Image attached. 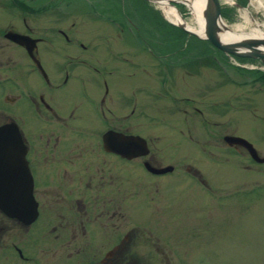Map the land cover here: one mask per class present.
Returning <instances> with one entry per match:
<instances>
[{"label": "flooded vegetation", "instance_id": "af4514ba", "mask_svg": "<svg viewBox=\"0 0 264 264\" xmlns=\"http://www.w3.org/2000/svg\"><path fill=\"white\" fill-rule=\"evenodd\" d=\"M101 1L0 0V126L13 125L20 137L35 204L26 220L0 209V264H151L148 255L163 252L161 229L171 225L179 232L178 198L170 201L164 191L171 188L177 197L180 175L211 190L193 165L198 142L193 126L208 122L209 107L225 110L226 100L191 95L195 74L188 80L174 74H101L100 57L128 59L130 33L141 14L134 11V21L116 8L106 10L119 0ZM86 22L101 25L92 33ZM15 35L29 37L28 45ZM240 75L249 79L239 84L264 91V74ZM211 78L219 86L204 84V90L219 88L225 95L228 75ZM149 93L177 106L166 125L163 119L149 122ZM252 98L251 119L264 122V98ZM164 129L171 141L162 145ZM226 135L244 138L263 160L252 158L241 143L227 144ZM216 139L218 154L201 149L199 158L226 163L233 152L247 173L264 164V144L233 130ZM169 178L175 182L169 185ZM257 192L253 183L236 193L254 198ZM192 211L188 205L186 212Z\"/></svg>", "mask_w": 264, "mask_h": 264}, {"label": "rangeland", "instance_id": "374dc122", "mask_svg": "<svg viewBox=\"0 0 264 264\" xmlns=\"http://www.w3.org/2000/svg\"><path fill=\"white\" fill-rule=\"evenodd\" d=\"M119 1L117 6L110 5L106 10L113 12V8H116L114 12L128 13L134 21L136 17L133 12H141L136 21L138 29L133 28L130 33L128 59L99 58L101 74H174L175 77L184 76V80H188V74H195L196 86L191 95L199 100L217 102L223 98L227 103L222 112L220 108L209 107L208 122L199 123L197 120L193 126L198 141L194 148L196 159L193 165L204 174L211 184V190L198 182L193 184L180 175L177 197L171 196V188L164 191L170 201L178 198L179 232L173 230L171 225L168 229L159 227L163 233L160 238L163 252L148 255L153 256L151 264H264V164L254 166V172L247 170L251 176L244 179L248 173L242 168L241 159L233 152L228 153L226 163L213 157L201 159L204 158L201 149H204L203 153L212 151L218 154L216 145L219 142L215 141L224 131L233 130L236 135L258 146L264 144V122L251 119L247 110V106L253 102L252 96L264 98V91L254 93L252 84H239L249 79L240 74H264V64L259 59L231 56L216 49L198 34L184 31L179 24L169 21L163 9L154 2ZM99 2L102 4L103 1ZM219 4L221 21L230 30L239 34L264 33V10L257 7L254 0H219ZM173 6L180 17L192 26L194 18L190 8L182 2ZM86 24L92 33L101 25L97 22ZM102 54L103 48L100 49ZM221 74L229 77L224 85L225 95L220 96L219 88L204 90V84L215 87L219 82L212 84L214 79L211 77L219 78ZM175 83L179 84L177 81L171 84ZM147 97L148 113L153 120L149 122L156 124L155 120L163 119V125H166L177 106L164 95L157 97L149 93ZM162 133V145H165L171 138L165 129ZM183 145L182 140L177 143L180 149ZM164 159L169 158L164 156ZM174 182L169 178V185ZM253 183L258 186L256 197L237 195L238 188L244 186L248 189ZM188 205L193 207L191 215L186 212ZM175 234L181 237L185 235V238H176Z\"/></svg>", "mask_w": 264, "mask_h": 264}, {"label": "water", "instance_id": "95a60500", "mask_svg": "<svg viewBox=\"0 0 264 264\" xmlns=\"http://www.w3.org/2000/svg\"><path fill=\"white\" fill-rule=\"evenodd\" d=\"M148 1L160 4L159 0ZM169 2L179 1L169 0ZM203 20L205 33L201 38L207 39L215 48L232 56L258 58L264 62V36L241 42L226 41L218 36L222 29L219 0H205ZM180 27L197 35L182 25ZM14 39L26 46L28 45L26 40L30 38L15 35ZM223 141L229 145L241 143L245 145L252 158L257 161L263 160V158H257L251 144L244 138L226 135ZM30 189L31 183L20 137L13 125L0 126V209L8 216L19 217L23 220L30 219L35 213V204Z\"/></svg>", "mask_w": 264, "mask_h": 264}, {"label": "bare ground", "instance_id": "6f19581e", "mask_svg": "<svg viewBox=\"0 0 264 264\" xmlns=\"http://www.w3.org/2000/svg\"><path fill=\"white\" fill-rule=\"evenodd\" d=\"M158 1V0H156ZM179 2L185 3L190 10L192 11L194 22L192 26H189L178 14V11L174 8V6L170 5L169 0H159V6L163 9L167 19L173 23L182 25L188 30H191L203 37L204 30V20H203V11L205 0H177ZM257 3V7L262 8L264 10V0H254ZM222 29L219 31L218 36L226 41L230 42H241L246 40H252L255 38H260L264 36V33L258 31L257 33L251 32L249 34H239L235 31L230 30L224 23H222Z\"/></svg>", "mask_w": 264, "mask_h": 264}, {"label": "trees", "instance_id": "16d2710c", "mask_svg": "<svg viewBox=\"0 0 264 264\" xmlns=\"http://www.w3.org/2000/svg\"><path fill=\"white\" fill-rule=\"evenodd\" d=\"M260 74H262V73H260Z\"/></svg>", "mask_w": 264, "mask_h": 264}]
</instances>
